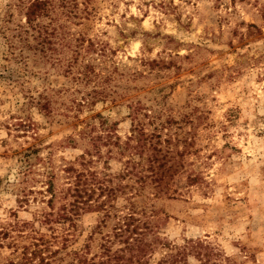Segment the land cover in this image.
Listing matches in <instances>:
<instances>
[{"label": "rangeland", "instance_id": "1", "mask_svg": "<svg viewBox=\"0 0 264 264\" xmlns=\"http://www.w3.org/2000/svg\"><path fill=\"white\" fill-rule=\"evenodd\" d=\"M18 1L0 0V27L24 23ZM58 13L26 67L0 33V224L54 226L34 218L40 195L18 192L35 147V191L50 170L74 181L62 169L75 162L92 201L108 187L119 212L132 203L148 239L184 251L179 264H264V0H74ZM95 207L71 248L88 242Z\"/></svg>", "mask_w": 264, "mask_h": 264}, {"label": "trees", "instance_id": "2", "mask_svg": "<svg viewBox=\"0 0 264 264\" xmlns=\"http://www.w3.org/2000/svg\"><path fill=\"white\" fill-rule=\"evenodd\" d=\"M74 0H24L18 1L14 7L23 12L24 23H18L13 27H7L10 21H4L0 27L1 38L6 45L8 59H22L20 63L26 67L25 49H29L30 41L37 40L40 52L49 44L48 38L54 35L55 29L51 23L58 16L60 8L67 10ZM63 14V11L60 12ZM48 20V21H47ZM9 32V33H8ZM52 33V34H51ZM140 130L135 129L134 138L138 140ZM38 149L28 147L21 152L20 181L17 183L21 202L29 204V195H40V203L43 205L34 215L54 226L49 227V235L38 231L33 222L15 221L0 224V249H10L6 264H151L154 253L166 248L161 258L155 264H179L180 258L186 257L184 251L174 253L166 241L158 244L148 239L142 231L145 225L142 217L129 207L126 211L118 210L111 204L112 189L99 187L98 197L93 199L94 189H87V181H81V172H78L71 162L64 166L63 171L74 181L68 184L58 185L56 176L52 170L47 171L44 188L35 191L28 187L36 173L34 161ZM83 164L84 157H81ZM49 170V169H48ZM85 177V176H82ZM68 179V178H67ZM86 179V178H85ZM69 180V179H68ZM91 181V180H90ZM103 195V193H105ZM104 196L103 201H98L99 196ZM35 199V198H34ZM35 201V200H34ZM94 202V203H93ZM130 202V201H129ZM99 208L100 217L90 232L85 247L71 248L75 242V221L87 209ZM97 244V245H95ZM56 247V248H54ZM104 250L106 255L87 251L92 248Z\"/></svg>", "mask_w": 264, "mask_h": 264}]
</instances>
